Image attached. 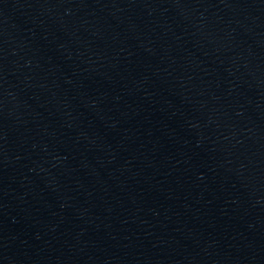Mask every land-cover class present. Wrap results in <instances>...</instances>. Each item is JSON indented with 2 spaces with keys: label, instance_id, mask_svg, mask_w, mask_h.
I'll use <instances>...</instances> for the list:
<instances>
[{
  "label": "water",
  "instance_id": "obj_1",
  "mask_svg": "<svg viewBox=\"0 0 264 264\" xmlns=\"http://www.w3.org/2000/svg\"><path fill=\"white\" fill-rule=\"evenodd\" d=\"M0 264H264V0H0Z\"/></svg>",
  "mask_w": 264,
  "mask_h": 264
}]
</instances>
